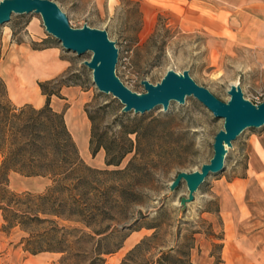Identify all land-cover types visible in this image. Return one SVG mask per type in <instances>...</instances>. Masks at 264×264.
Returning a JSON list of instances; mask_svg holds the SVG:
<instances>
[{
  "label": "rangeland",
  "instance_id": "rangeland-1",
  "mask_svg": "<svg viewBox=\"0 0 264 264\" xmlns=\"http://www.w3.org/2000/svg\"><path fill=\"white\" fill-rule=\"evenodd\" d=\"M54 1L73 27L86 23L106 29L118 48L116 73L135 91L145 90L143 78L155 83L169 68L187 69L223 101L229 99L232 83H239L252 102L264 101V0ZM46 48L65 63L52 76L48 71L56 67L43 55ZM90 56L91 51L77 54L64 48L45 29L38 12H12L0 24V76L6 100L39 107L46 98L39 81L59 96L68 87L73 93L69 100H59L62 107L79 101L87 121L86 125L79 115L72 129L83 160L72 189L76 205L70 190L61 193L67 199L62 211L87 209L69 217L40 214L64 227L60 235L66 239L65 248L24 250L22 236L42 228L4 227L0 213V264H118L142 239L129 264H154L167 250L171 259L185 258L182 251L188 250L191 264H264V124L244 128L227 148L224 167L207 175L194 199L182 206L179 199L188 191L185 181L173 191L168 183L178 171H192L209 161L223 118L193 95L183 103L170 100L167 110L157 105L142 113L122 111L117 97L95 85L91 69L83 63ZM153 118L162 131L141 139L138 146L136 132L127 134V127L140 132ZM92 126L95 144L120 145L129 137L133 150L119 164H106L103 147L94 155L90 152ZM135 153L134 164L126 167ZM51 184L47 176L11 172L8 187L37 194Z\"/></svg>",
  "mask_w": 264,
  "mask_h": 264
},
{
  "label": "trees",
  "instance_id": "trees-1",
  "mask_svg": "<svg viewBox=\"0 0 264 264\" xmlns=\"http://www.w3.org/2000/svg\"><path fill=\"white\" fill-rule=\"evenodd\" d=\"M38 84L42 93L46 95L44 103L39 107H34L28 102L16 106L6 100V85L0 76V213L5 221L4 227L33 225L42 228L22 236L20 240L23 249L31 253L42 250H63L66 246L64 243L66 239L60 235L64 227L58 226L50 217L41 216V213L69 217L75 212L80 210L84 212L87 209V207H81L82 209L72 207L71 211H62L66 210L63 209V204L67 199L61 193L66 190H70L72 202L76 205L72 189L77 183L74 182L77 179L75 171L83 160L65 122L63 111L55 109L50 103L51 96L58 95V91L46 90L44 81H39ZM87 115L93 122L91 113L87 112ZM158 123L156 118L149 119L144 123V130L141 127L139 132L135 127H127L125 132L127 134L136 132L138 146H141V139L146 136H157L162 131L157 129ZM112 142L110 145L102 141L95 144L92 126L88 139L90 152L94 155L100 147H103L105 163L117 165L125 154L133 150L134 145L129 137L120 145ZM135 155L136 153L132 155L126 167L134 164ZM11 172L24 176H47L52 184L46 191L37 194H32L31 191L16 192L8 187ZM45 222L53 225L45 227L42 225ZM143 241L142 239L136 243L118 264H129L130 257L141 247ZM182 253L185 258L171 259V250L163 251L154 264H172L182 260L191 264L190 252L186 250Z\"/></svg>",
  "mask_w": 264,
  "mask_h": 264
},
{
  "label": "water",
  "instance_id": "water-1",
  "mask_svg": "<svg viewBox=\"0 0 264 264\" xmlns=\"http://www.w3.org/2000/svg\"><path fill=\"white\" fill-rule=\"evenodd\" d=\"M38 12L45 29L61 41L67 50L82 54L91 51L89 59L83 61L92 72V79L100 91L112 93L122 103V111L144 112L161 105L168 109L170 100L183 103L187 95H193L216 117L223 118V127L214 135L213 154L192 171L180 170L168 183L170 191L175 190L184 180L187 194L179 202L184 206L194 199V192L210 173L224 167L227 148L246 127L264 124V101L254 103L244 97L239 83H232L228 89L229 99L223 101L206 86L196 82L187 69L176 71L167 69L157 82L141 79L144 91L138 92L128 87L116 73L118 48L106 29L83 24L73 27L65 11L54 0H0V24L10 19L11 13Z\"/></svg>",
  "mask_w": 264,
  "mask_h": 264
},
{
  "label": "crops",
  "instance_id": "crops-1",
  "mask_svg": "<svg viewBox=\"0 0 264 264\" xmlns=\"http://www.w3.org/2000/svg\"><path fill=\"white\" fill-rule=\"evenodd\" d=\"M49 50H50L49 48L44 49L43 55L44 56H49L52 59L51 66H54V67H56L55 69H57L55 71V69L52 67L53 70L52 71H48L49 74H47V76H52V75H55V74L59 73L60 70L65 66V63H62V60L60 58H56L54 53L49 51ZM44 66H46V65H44ZM67 88L68 87H63L60 90L61 96H59V95L51 96L50 103L55 109L63 111L65 122H66L69 130L71 131L72 136H75V134L73 135L72 129L74 127H77L76 117H78L80 115V118H81L82 122L85 123L86 125H87V123H86L87 121H86L85 114H84V112L81 109L79 101H78L76 106H74V105H72V106L68 105L67 106L66 105V106L62 107V105H61L62 103H60L59 100L67 101V100H69V98H71L70 94L73 93V91L70 92V89H67ZM54 97H56V99H57L56 102H55L56 105L53 104V102L55 101ZM40 100H42V101L38 102V105H40L44 101V96H43V99H40Z\"/></svg>",
  "mask_w": 264,
  "mask_h": 264
}]
</instances>
